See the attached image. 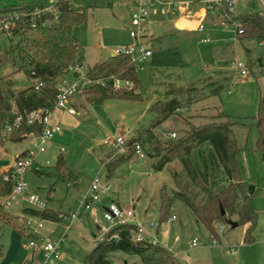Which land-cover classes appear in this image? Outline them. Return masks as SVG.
Segmentation results:
<instances>
[{
    "label": "rangeland",
    "instance_id": "1",
    "mask_svg": "<svg viewBox=\"0 0 264 264\" xmlns=\"http://www.w3.org/2000/svg\"><path fill=\"white\" fill-rule=\"evenodd\" d=\"M72 3L83 9L86 15L85 23L73 28L82 47L81 61L86 70L112 56L117 47L134 42L125 24L131 13L120 8L115 0H72ZM263 6L261 0H239L235 16L230 20L221 17L212 23L206 21L204 31L178 29L179 16L173 13L164 18L155 15L153 33L160 39L151 40L149 47L153 56L139 70L138 92L142 98H111L102 103L89 102L88 95L83 99L75 98L77 113H57L63 130L47 142L45 152L35 144L39 141L35 134L19 142L10 141L9 135L4 134L6 140L0 146V173L11 168L16 157L27 150L37 162L45 163L28 171L25 179L46 202L47 208L57 212L58 221L25 213L27 207L34 206L25 194L14 193L6 208L11 215L22 218L25 233L21 236L11 227L2 229L0 240L5 247V257L0 258V264H23L32 256L41 263L43 245L48 242L58 245V253L52 257L54 264H85L95 245L109 233L102 209L112 200L125 208H135L136 221L150 234H156V229L149 226L151 222L161 226V230L166 229L164 223L168 218L160 220L163 214L161 194L174 198L177 192L191 196L203 192L192 183L184 159L189 160L193 168L201 164L202 156L209 149V144L193 141L188 150L186 144L184 147L175 146L188 137L192 128L227 120L233 122L242 175L247 178L250 173L254 183L258 184L252 199L259 212V222L254 230L256 240L251 244L244 243V224L233 228L228 222H219L216 231L221 243L215 244L211 231L203 223H198L195 214L187 211L184 201L176 197L170 216L177 214L180 220L171 222L168 232L161 233L158 240L173 254L181 250L178 258L185 264L190 260L197 261L198 257L206 259L207 254L200 252L216 251L215 246L221 248L225 257L243 264H264V160L257 147L259 133L256 126L260 97L264 96V45L251 38L235 39L237 16L245 12L263 14ZM47 10H50L49 6L38 8L37 12ZM207 36L210 38L208 42L204 41ZM18 40V35L7 32L0 35L4 48L0 54V76H7L16 88L21 89L31 85V81L23 72H15L14 67L3 61L5 51ZM235 59L247 63L250 72L247 77H241L233 70L231 62ZM219 85V91L213 93ZM174 99L181 106L165 117L162 110ZM115 134L132 140V143H141L146 157L132 156L109 176L106 163L119 154L103 141ZM60 154L65 156L75 181H69L58 172L56 163ZM160 164H163L162 170H158ZM98 175L102 187L110 185V189L95 202V214L83 212L80 202ZM79 210L82 219L72 224L59 218L62 212ZM28 220L31 222L29 226ZM39 223L43 226L39 227ZM222 224L224 231L220 229ZM177 236L181 241L175 245L173 240ZM193 239L197 240V246H192ZM31 240L36 242L35 249L26 247ZM109 258L111 264H142L139 256L121 250L112 251Z\"/></svg>",
    "mask_w": 264,
    "mask_h": 264
},
{
    "label": "trees",
    "instance_id": "2",
    "mask_svg": "<svg viewBox=\"0 0 264 264\" xmlns=\"http://www.w3.org/2000/svg\"><path fill=\"white\" fill-rule=\"evenodd\" d=\"M52 6L50 10L38 13V8ZM14 12L19 13V18L12 21L9 30L3 33L18 35L16 44H11L5 51L3 61L15 68V72H23L31 81V85L18 89L14 82L7 76H0V146L4 145L6 136L5 126L12 122L17 114L26 115L34 109L52 107L57 96L56 84L64 76L69 67L82 64V47L78 38L73 34V28L83 25L86 21L85 11L73 6L72 0H33L28 3L14 4L0 9V20L10 18ZM237 37L251 38L258 42L264 40V15L260 12H245L237 16ZM239 29L244 32L240 33ZM13 42V36L11 37ZM4 51L0 43V54ZM2 60H0L1 64ZM88 76L93 79L115 76L121 80L132 83L130 87L115 90L111 86L95 85L88 92L89 102L102 103L106 99H140L139 70L132 56L112 55L104 61L97 62L88 70ZM43 85L37 88V84ZM220 88L214 90L215 93ZM181 106L176 99L168 102L163 108L167 117ZM16 111V112H15ZM227 119L229 116L226 115ZM257 119V147L264 156V96L260 97ZM233 122H209L192 128L187 138L180 140L175 146L190 148V143L205 144L209 142L212 148L208 154L202 156L201 164L193 166L189 160L184 159V164L192 179L204 192V199L197 201L195 196L177 192L174 198L162 196L163 214L160 220L170 217L175 197L180 198L186 205L193 209L195 215L212 233L218 236L216 222L226 223L233 216H237L239 225L249 223L245 233V242L253 243L256 239L254 230L257 226L258 215L253 204V194L244 181L240 162L238 159V146L233 131ZM41 125H21L9 134L8 139L19 142L31 133H40ZM132 143V140H129ZM134 142V141H133ZM24 152L16 158L26 155ZM134 156L133 151L128 155H119L114 160L106 163L108 175H112L116 168ZM169 161V160H167ZM56 168L60 174L69 181L76 177L68 168L65 156L60 154L57 158ZM163 169V164L158 170ZM232 176L225 186H217V178L221 172ZM11 168L0 173V235L4 227H11L22 234L25 233L22 218L13 216L6 208L5 198L13 193V183L6 180L5 176ZM225 210V215L221 212ZM25 213L42 219L58 221V214L51 208L36 209L27 207ZM138 229L135 224L119 225L113 227L106 238L98 242L87 256L85 264H111L109 254L121 250L131 255L139 256L142 264H180L175 255L165 246L151 241H135L133 234ZM118 234V237H113ZM5 256V247L0 240V258ZM135 264V263H133Z\"/></svg>",
    "mask_w": 264,
    "mask_h": 264
},
{
    "label": "built area",
    "instance_id": "3",
    "mask_svg": "<svg viewBox=\"0 0 264 264\" xmlns=\"http://www.w3.org/2000/svg\"><path fill=\"white\" fill-rule=\"evenodd\" d=\"M239 0H134V7L130 17L129 35L134 40L133 43L126 44L122 47H117L114 50L115 56L130 55L138 70L144 68V64L153 55L152 49L149 44L153 40V17L159 15L165 17L170 13L186 18L197 19L196 28L200 31L206 29L204 16L205 14H217L222 17L228 18L236 15V7ZM264 1V0H262ZM53 2V0H52ZM52 6H49L51 9ZM200 9H203L204 13L200 14ZM19 18V13L14 12L12 17L4 18L0 20V35L4 30H9L12 26V21ZM234 21V20H233ZM239 32H244L243 29H239ZM206 38L205 41H208ZM263 44V41L260 42ZM231 67L241 77L249 75V69L247 63L240 59H235L231 62ZM43 83L37 84V88L42 86ZM100 85L103 87L111 86L115 90L130 87L132 83L128 80H121L115 76L108 78L93 79L88 76V70H86L83 64H76L70 66L67 73L62 76L56 84L57 96L52 107L34 109L28 112L26 115L17 114L14 120L8 123L4 128V133L9 135L14 130L18 129L21 125L26 124L41 125L42 129L40 133L35 134L39 141L35 144H39L41 152L47 150L46 144L52 140L55 135L63 130L61 120L56 119L55 116L58 112L74 115L77 113L75 98H84L93 86ZM16 112V111H15ZM173 136L176 133L172 134ZM104 145L110 146L119 155H128L132 151L134 155L145 158L146 154L139 142L129 143V140L122 136L115 134L103 141ZM49 164V161L46 162ZM45 164L43 162H37L33 156L26 154L16 158L14 164L11 167V172L5 176V179L12 182L14 189L13 193L8 197L7 204H11L10 197L14 193L25 194L29 203L36 209H45L47 204L42 200L33 190L30 183L25 179V175L28 171H33L40 165ZM110 189V185L105 188L102 187L101 177L96 176L83 199L81 200V206L83 212H92L95 214L96 209L94 206L96 201L102 198V193ZM103 217L109 224L108 231L113 227L119 225L135 224L138 229L133 234V240L135 241H151L153 243H159L156 234H150L145 227L138 221H136L135 208H125L119 202L112 200L106 206H103ZM59 218L66 221L69 224L74 223L77 220L82 219V211L77 212H62L59 214ZM176 215H171L169 221L175 220ZM30 220L27 221L28 226ZM43 223H39V227H42ZM150 227L155 228V222H151ZM224 228V224L221 225ZM148 235V236H146ZM113 237H118V234H114ZM175 240H179L178 237ZM217 243V239L215 240ZM160 244V243H159ZM196 239H193L192 246L197 245ZM27 248L35 249L36 242L31 240L27 245ZM44 259L39 264H54L53 254L58 253V245L48 242L43 245Z\"/></svg>",
    "mask_w": 264,
    "mask_h": 264
},
{
    "label": "crops",
    "instance_id": "4",
    "mask_svg": "<svg viewBox=\"0 0 264 264\" xmlns=\"http://www.w3.org/2000/svg\"><path fill=\"white\" fill-rule=\"evenodd\" d=\"M31 1H33V0H0V9H3V8H5V7H8V6H10V5H16V4H22V3H28V2H31ZM262 1V0H261ZM115 2H116V4H118V6L120 7V8H124L125 10H129L130 11V13H132V10H133V7H134V0H115ZM263 3H264V1H262ZM263 15H264V6H263ZM204 13V11H203V9H200V14H203ZM242 14V13H241ZM240 15V14H239ZM222 16L221 15H219V13H217V14H205V16H204V21H205V23H206V21H209L210 20V22L212 23V22H214L213 20H215L216 18L218 19V18H221ZM162 18H164V17H162ZM223 18V17H222ZM197 19H198V17H195V18H186V17H183V16H179V20L176 22V26H177V28L178 29H185V30H188V29H197L196 28V24H197ZM129 21H130V19H129ZM129 21L127 22V23H125L126 24V26L129 28V26H130V23H129ZM160 39V37L159 36H157L156 34H154V37H153V40L154 41H156V40H159ZM206 38H209V36H207ZM205 38V39H206ZM238 37H237V34H236V38L235 39H237ZM205 39H204V41H205ZM210 39V38H209ZM209 41V40H208ZM208 41H206V42H208ZM262 45H264V40H263V44ZM153 56V55H152ZM151 56V57H152ZM150 57V58H151ZM149 58V59H150ZM81 63L83 64V62L81 61ZM234 70V69H233ZM250 73V72H249ZM247 77V76H246ZM220 86L221 85H219V88H220ZM215 90V89H214ZM213 93H215L214 91H213ZM83 99V98H82ZM84 101L85 102H88L87 101V99H84ZM84 103V102H83ZM82 104V103H81ZM80 104V105H81ZM82 106H84V105H82ZM58 115V114H57ZM55 116V118L56 119H59L60 120V118H59V116ZM75 115V114H74ZM215 115V114H214ZM213 115V116H214ZM224 116H225V118H226V115L224 114ZM206 144H209V149H208V151L212 148V145L209 143V142H207ZM25 152H27V154H30L29 153V151L27 150V151H25ZM24 153V152H23ZM22 154V153H21ZM208 154V153H207ZM20 155V154H19ZM263 160H264V156H263ZM7 170V169H6ZM249 175H248V177L246 178V177H244V181L247 183V185L248 186H250V185H255V188H254V191H250L251 192V194H253V196L255 195V193L257 192V189H258V184H256V183H254V181L252 180V176H250L251 174L250 173H248ZM219 181H221V179H222V181L221 182H219L218 184H217V186H225V185H227L230 181H232L233 179H232V176L229 174V173H226V172H221L220 173V177H218L217 178ZM191 184V183H190ZM195 198H196V200L199 202V201H201V200H203L204 199V192H201V193H196L195 195ZM193 196V197H194ZM186 205V204H185ZM186 209H187V211L189 210V211H191V212H193L194 213V211H193V209L192 208H190L188 205H186ZM195 214V213H194ZM173 215H176V219L175 220H171V221H169V220H167V222L166 223H164L165 225H167V228H168V226H169V224L171 223V222H178L179 220H180V218H179V215H177V214H173ZM196 216V215H195ZM197 217V216H196ZM169 219V218H168ZM233 219V218H232ZM139 220H141V219H139ZM233 220H235L236 221V219L234 218ZM258 220H259V215H258ZM197 222L198 223H202L201 221H199V219L197 218ZM258 222L259 221H257V225H258ZM219 222H216L215 223V226L217 227ZM164 224H162V225H164ZM238 226H239V224H238ZM248 226H249V223H247V224H245V233H246V229L248 228ZM237 227V226H236ZM236 227H233V228H236ZM167 228L166 229H163V230H161L162 229V227L161 226H156L155 227V232H156V236H157V238L159 239L160 238V236H161V233H163V232H165V233H167L168 232V230H167ZM220 229L222 230V231H224L225 230V226H224V228H222L221 226H220ZM14 231L17 233V234H20L21 236L22 235H24V234H22L21 232H19V231H17V230H15L14 229ZM2 235H0V237H1ZM178 238H179V240H173V244H178V243H180V241H181V239H180V237L179 236H177ZM176 238V237H175ZM214 238L215 239H217V243H215V244H219V243H221V238H220V234L218 233V236H214ZM256 240V239H255ZM244 243H246L245 242V234H244ZM189 245H190V243H189ZM174 246V245H173ZM197 246V245H196ZM218 246H215V248L214 249H216V251H214V250H203L202 252H200L201 254L202 253H205V254H207V257H206V259H201V257H198L197 258V261H194V260H190V263H189V261H187L186 262V264H243V263H241L240 261H236L234 258H227V257H225L224 255H222V253H224L222 250H221V248H217ZM171 248H173V247H170V249ZM180 251L181 250H178L177 252H175V257L177 258V260L179 261V263L180 264H185V263H182L181 261H180V259L178 258V256H179V253H180ZM5 257V256H4ZM188 258H191L190 256H187ZM23 264H39L38 263V260L36 261L35 260V257L34 256H32V258L28 261L27 260V263H23ZM125 264H127V262L125 263ZM245 264V263H244Z\"/></svg>",
    "mask_w": 264,
    "mask_h": 264
},
{
    "label": "water",
    "instance_id": "5",
    "mask_svg": "<svg viewBox=\"0 0 264 264\" xmlns=\"http://www.w3.org/2000/svg\"><path fill=\"white\" fill-rule=\"evenodd\" d=\"M254 188H255L254 185H250V186H249V189H250L251 191H254ZM221 212H222L223 215H225V213H226L223 207H221ZM228 223H230L232 227H236V226H238V224H239L238 221H235V220H233V219H230V220L228 221Z\"/></svg>",
    "mask_w": 264,
    "mask_h": 264
}]
</instances>
